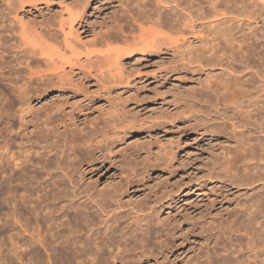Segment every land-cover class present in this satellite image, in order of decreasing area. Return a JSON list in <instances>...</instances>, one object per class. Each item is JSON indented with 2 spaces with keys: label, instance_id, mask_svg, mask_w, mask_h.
I'll return each mask as SVG.
<instances>
[{
  "label": "bare ground",
  "instance_id": "1",
  "mask_svg": "<svg viewBox=\"0 0 264 264\" xmlns=\"http://www.w3.org/2000/svg\"><path fill=\"white\" fill-rule=\"evenodd\" d=\"M43 1L45 4L50 2L49 0H0V5L5 6L3 12L6 10L5 14L0 12V83L9 80L10 76L14 77V74H19V77L15 75L18 79L14 85L15 88L10 90L14 103H10V107H7L8 103L6 107L2 103V107L0 106L3 110L7 108L9 115L8 110H5V113L0 112L2 113L0 118L5 116L7 121L9 119L7 122L9 123V134L11 135L15 131L14 135L20 136L22 141L20 145V138L18 145H15L16 141L10 145L9 141H5L9 146L6 148V144L4 147L6 149L3 148L4 154L0 152L3 154L0 160L3 164L2 167H6L10 171L9 175L4 174L9 176L8 182L14 181L13 186L15 181H17L16 183L20 182L23 187L30 184V190L25 187L24 189L25 192L30 191L29 193L32 195L31 199L26 200L28 206L23 202L25 200L22 201L23 205L26 204L27 207L13 206L14 208L12 207L9 213L10 216H7L8 219L4 214L6 212H2L7 221L14 219L21 230L16 229L17 225L13 226L15 222L12 220L8 225L3 224L0 227L6 235L4 237V234L2 235L0 232L4 237V242L0 243V264H149L150 254L154 257L161 253L160 250L158 253L155 252L157 251L155 249L161 246L159 244H162L163 241L161 240L162 242L159 243L155 239L151 240L153 229H151L152 223L149 221L152 217L148 212L151 209L148 208L150 204H145V202V205H142L143 203L138 205V203L137 206L134 203L136 201L130 199L132 194L138 192L139 186L134 181L138 176L125 173L110 192L104 193L92 192L84 186L85 182L84 184L81 182L84 180V175L93 172L102 173L105 171L106 165L117 160L118 156L114 154L117 152L114 140L118 137L119 141L120 136L125 134L122 129L126 126L125 123V126L118 123L117 117L114 116V112L117 111L116 106L112 105L110 101L103 103L106 114L102 113L101 115L99 112V116H94L93 111L97 106L96 103L101 102L99 99L109 94L108 85L112 84L116 78L110 71L112 76L108 75L109 72L107 74L102 70L104 67V65L101 66L102 53L99 58L100 53L87 51L88 44L78 45L71 39L75 34L76 25L82 28V36L89 34V31H85L83 26L86 21L84 8L89 5L88 0L81 3L83 4L81 11L77 15L69 14L67 21L60 18L58 22L54 21L56 19H52L50 22L49 19L39 25L30 24L33 27L25 25L19 32H17L18 28L15 29L17 25L13 27L14 22L12 25L7 22L8 20L11 22L13 19L10 15L16 14L19 10L25 12L30 6L35 7V12L37 11L38 15L42 14L41 9L38 8ZM134 3L135 5L131 7L127 3V11L124 12L131 17L134 23L139 25L141 32L143 50L136 55V62L145 60L151 53L150 50L163 52L161 46L164 47L168 43L172 49L169 50L166 46L167 51H171L183 59L182 57L187 54L182 49L188 45L192 46L190 44L199 43L208 49L194 57L197 61H204L203 63L206 61V65L210 66L226 61L230 67V74L235 72V74L241 75L234 77L233 81L230 80L233 82L230 83L231 85L228 84V81V85L209 87L207 90L214 96L215 105L231 109L233 111L232 121L237 120L238 122L236 121L237 123L234 124L244 129V132L241 131L242 134L238 133L241 137L237 135L240 139H236L237 142H235L237 147L241 146L244 151L239 149L240 147L238 149L245 152V155L242 154V157L244 156L242 158L243 170L237 175H233L231 170L230 172L234 183L237 186L249 188L250 192H247L245 199L241 201L242 203L240 202V212L236 211L228 221L229 236L227 237L230 239L226 241L230 240L228 243L230 254H227L230 263L228 260L227 262L229 264H264V0H256L251 5L247 4L245 0H136ZM48 9L47 7L46 10ZM68 9L67 11H69ZM29 12L28 9L25 13ZM144 21L152 23L151 25L155 27L145 29ZM261 23L262 26L258 27ZM66 27L70 31L68 34ZM51 28L57 29L52 30ZM163 28L174 32L177 39L168 37L165 42L164 34L160 32V29ZM122 30L120 27L119 31L122 32ZM54 31L56 32L54 33ZM204 32H207L208 35L203 36ZM197 33H201L200 38H185L187 34L195 36ZM178 36H182V38ZM101 38L105 39L106 37L102 34ZM101 38L90 40L92 41L91 44L89 42L90 46L96 45L97 42L101 43ZM107 38H109L108 35ZM12 41H16V43ZM49 41L52 42V45L48 43ZM15 48L17 51L14 55L12 50L15 51ZM81 50L87 51L86 54L79 52ZM119 52H117L118 60L121 58ZM67 53H71L72 57L67 58ZM83 58L86 61L82 62ZM133 58L135 55L128 57L127 60ZM93 59L98 62L97 66H93L95 64ZM117 66L122 68L120 62ZM33 67L37 70H39L38 67L41 69L45 67L47 70L35 71ZM21 74L23 75L21 76ZM94 87L96 90L92 91ZM9 94L11 95V93ZM50 95H56L54 99L57 102L51 100L52 103L48 105ZM50 97L52 98V96ZM8 98L11 97L8 96ZM36 100L46 101V103L44 105L42 103L41 107L34 111L33 103ZM15 101L19 105V107L17 105L19 109L17 115L15 111L18 109L16 107L15 110ZM6 113L9 118L3 115ZM124 118L125 116L123 120ZM252 132L259 134L261 138L249 139V134ZM14 137L11 138L14 139ZM8 140L10 139L8 138ZM252 142H256V144L251 145ZM13 144L15 147L19 146L18 149L14 147V150ZM2 147L0 146V148ZM235 170L233 172H239L238 169V171ZM1 173L3 175V172ZM0 185L2 186V184ZM6 188L5 190L9 189ZM16 191L22 192L20 189H16ZM7 193L9 192L7 191ZM7 193L3 192V194ZM122 195L128 197V201L130 199V202L137 206L133 209L134 217L130 216L129 212H124L129 213L132 220H130L131 223L126 222L129 223L127 230L123 229L124 226L121 224L123 220H120L122 218L118 213L119 208L123 207V203H120V207L117 206L118 209L116 206L113 209V211L117 209V213L113 212L114 214H112V210L109 211L111 206L114 207L119 203L118 197ZM12 196L18 197L17 194ZM12 196L9 198V203L10 199H13ZM24 196L22 199L27 198ZM1 198L3 199L2 196ZM19 198L21 200L20 196ZM2 201L8 203L4 199ZM87 201H89L88 204H86ZM153 202L155 203L157 200ZM187 203L185 202V204ZM12 204L15 205L17 202H12L10 205ZM129 206L134 207L130 204ZM124 208H126L125 204ZM145 212L148 213L142 215ZM3 219L0 221L3 222ZM12 222H14L13 225ZM34 226L37 227L38 233L33 229ZM215 227L217 231L213 233V237L225 234L221 233L226 227L225 224L221 222L220 226ZM167 229L163 227L160 231L161 234L166 235L170 231ZM158 231H156L157 235H159ZM154 240L159 243L157 248H152V252L157 253L155 255L150 252L152 249L149 247L153 244L151 241L155 243ZM161 247L159 248L161 249ZM164 249L165 247H163ZM224 252L227 257L226 250Z\"/></svg>",
  "mask_w": 264,
  "mask_h": 264
},
{
  "label": "rangeland",
  "instance_id": "2",
  "mask_svg": "<svg viewBox=\"0 0 264 264\" xmlns=\"http://www.w3.org/2000/svg\"><path fill=\"white\" fill-rule=\"evenodd\" d=\"M49 1L50 2L46 4L44 3L45 1L39 4L40 7L38 9H41L40 12L42 13L39 14L40 16L37 14V11L35 12V7L30 6L28 8L30 11L29 13H25L26 11H28V9L25 12H21V10H19L16 14L10 15L14 20L12 19V21L10 20L11 22H9L8 19L10 18V16H8L9 18L5 20H8L7 22L11 25L14 22L13 27L17 25L15 27V29L18 28L17 32L21 31L22 27H24L25 25H28L27 27L35 24L39 25V23L41 24L45 22V20L47 21L49 19L50 22L52 21V19H56L54 21L58 22L60 18H63L67 21L69 20V14H73L75 16L78 12L81 11V5H83L81 3H84L83 1L85 0ZM133 1L135 2L136 0H106V2L105 0H88L87 3H89V5L85 6L84 8L86 21L85 23H83V26L85 31H89V34L88 36H82V28L76 25L74 29L75 34L73 37H71V39L78 43V45L84 46V44H88V47L86 48L87 51H95L97 53H100L98 55L99 58L103 55V57L100 58L103 61L101 62V66L103 67L104 65L102 70H104V72L107 74L110 71L116 78L115 80H113L112 84L108 85V88L110 89L109 94H106L104 98L99 99V101L101 102L96 103L97 106H95V109L93 111L94 116H99V112H101V115L102 113L106 114V110H104L105 106H103V103H105L106 101H110L112 102V105L115 104L116 106L117 111L114 112V116L117 117L118 123H122L123 125L125 123L126 126L131 127L128 129V127L124 125L125 127L123 128L122 125L123 129L121 127L120 128L124 131L125 134H122L121 136H123L124 138L120 136L119 141L117 139L118 137L115 138L117 141L114 140V142L116 143L115 148L117 149V152L114 154H117V160L106 165V169L102 173L93 172L91 174L84 175V180L81 182L82 184H84L85 182L84 186L92 190V192L95 191L99 193L100 191L101 193H104L108 191L110 192L114 185H117L122 176L125 175V173H132V176L136 175L139 177H136V179H134L135 183L137 182L136 185L139 186L138 192L132 194L130 196V199L136 201L134 202L136 203V205L138 203V205H140L141 203H143L142 205H145L147 203L151 205V207L150 205H148V208H151L152 210H147L150 214V217L152 216L151 220L149 221L150 223H152L150 225L151 229H153L152 235L155 236V238L154 236L152 238L151 235V240L155 239L156 241H159V243L163 241L162 244H159L155 240V243L151 241L153 243L152 246H149L151 247V249L157 248L158 244L163 246H158V248L155 249L157 251L154 250L157 253L159 252L158 250H160L161 253H158V255H155L157 253L152 252L153 249L150 250V252L154 253L155 256L153 257V255L150 254L151 258L148 259L149 264H221L222 261V264H229L230 258H228V255L230 254V247L228 246L230 245L228 243H230V240L229 242L227 241L228 239H230V237H227L229 236L228 221L236 211L240 212L241 208L239 205H241V201L245 199L247 192H250L249 188L241 187L239 185L237 186L232 180L233 176L231 177V172L233 173V175H237V173L239 174L243 170L244 162L242 158H244V156L242 157V154H244L245 152L243 153L242 151L244 150L241 149V146L237 147L235 142L240 139L239 134H242V132H244V129H241L240 127H237L238 125L234 124L238 122L237 120V122L232 121L233 111L231 109L222 107V105H215L214 96L211 93H208L207 90L209 87L216 88V86L218 87L227 84L228 81V84L233 83L232 79L234 77H237L238 75V77H240L241 75L235 74V72L234 74L236 76L234 74H230V67L228 66L226 61L219 64H214L212 66L206 65V61L205 63H203L204 61H197L194 57L199 54L201 55L204 50L208 49V47H204L199 43L190 44L192 45L190 47L187 44L188 46L185 47L186 49H182L187 54L185 57H182L183 59H181V56H177L173 54V52L167 51L168 49H172H170V45L168 43V45L166 44L164 47L161 46V49L164 50L163 52L150 50L151 53L148 54L145 60L136 62V55L143 50L140 37L141 32L139 29V25L134 23L131 17L124 12L125 10L127 11V3L130 4L129 7L135 5ZM245 1H247V4L251 5L256 0ZM119 3L123 5H120ZM47 7L49 8L48 10H46ZM66 8H69L68 10L71 13L67 11ZM4 9L5 6L3 7L1 4L0 12L5 14L6 10L3 12ZM61 9L64 10L62 11ZM149 23L150 22L147 23V21H144L143 27L145 29H150L152 26L155 27L154 25H151L152 23ZM261 26L262 23L258 27ZM120 27L121 30L123 29L122 32L119 31ZM122 27H124L125 29ZM51 29L56 30L57 28ZM66 31L67 34L70 32L68 27H66ZM55 32L56 31H54V33ZM160 32L164 34V37L166 39H164L165 42H167L168 37H170V39H177V35H175L174 32H172L168 28L160 29ZM57 33H59V31ZM102 34L103 36L105 35V39L101 38ZM200 34L197 33L195 36L187 34L185 38H200ZM58 35L60 36V33ZM107 35L109 36V38H107ZM207 35V32L203 33V36ZM96 36L102 39H100L101 43L99 42V45L97 42L96 45L93 44L91 45V47L90 44L92 43V41L90 40L99 39H96ZM179 38H182V36H180ZM135 39L137 41H134ZM87 40L89 41L87 42ZM12 42L16 43V41ZM48 43L52 45L51 41H49ZM166 46L168 47V49ZM84 50H81L79 52H81L82 54H86L87 51ZM16 51V48L15 51L12 50V54L15 55ZM117 52L121 54L120 60L117 59ZM12 54L11 56H13ZM133 55H135V58H133L132 60H127L128 57ZM66 57L71 58L72 54L67 53ZM95 59H93L95 63L93 64V66H97L96 63H98ZM84 61L86 60L83 58L82 62ZM119 62L122 68L117 66ZM105 63L107 64L105 65ZM33 69L35 71H39L41 67H38L39 70H37V68L35 69V67H33ZM43 69L45 71L47 70L45 67ZM43 69H41L40 71H42ZM94 71L96 70L94 69ZM110 72L108 75H111ZM23 74H21V76ZM15 75L16 74H14V77L10 76L13 77L12 79L9 77L10 81L7 79L8 81L6 80L5 82L3 81V83H0L2 84L0 86V106L2 103V105L6 107V104L8 103L7 107H10L9 104L14 103L11 88H15L14 85L18 80ZM18 75L19 74H17L16 76ZM230 76L232 77L231 79ZM12 80H14L15 82H12ZM4 85L6 86V88ZM95 90L96 87L92 89V91ZM9 93H11V95ZM8 96H10L12 99L8 98ZM50 96H52L53 99ZM50 96L48 97V105L51 104L52 101L57 102V100L54 99L56 95ZM8 99H11L12 102ZM42 103L44 105L46 101L44 102L41 100H36L33 103V105L35 106L34 111H36L38 107H41L40 105ZM17 105L18 103L16 104L15 101V110ZM0 109V112L3 113L6 112L5 110H8L7 108H4V110L2 108ZM18 112L19 109L18 111H15L16 115ZM7 113L9 115V110L7 111ZM7 113L3 115L8 116ZM0 115H2V113H0ZM124 116L125 118L123 120ZM4 117L2 116L0 118V146H3L2 148H0L1 153H3L4 149L8 148V146L15 141V145H18V141L20 138V136H16L17 134L14 135V133H16L15 131L14 133H12L13 136L12 134H9V123H7L9 122V119L7 121V118ZM16 122L15 124L17 125ZM239 131L242 132L240 133ZM249 136V139L253 140H255L257 137L261 138L259 134H255L253 132L250 133ZM11 137H14V139H12ZM8 138L10 140H8ZM121 138L124 140H122ZM11 140L14 141L11 142ZM5 141H9V145L5 143ZM20 142H22L21 138L19 141V145ZM253 144H256V142H252L251 145ZM5 145L6 148H4ZM15 145H12V148L14 150L15 148L18 149L17 147H19H15ZM1 153L0 159H2L1 155L4 154ZM2 165L3 164L1 161L0 169L6 170L5 172L4 170H0V178L1 180L3 179V182L0 180V184H2V186L0 185V188L2 187L0 189V198L2 196L3 199L9 203V198L12 195L16 196L17 194L18 197L15 198L12 196L13 199H10L9 205L8 203L6 204L5 201L3 202V199L1 198L0 211H2L0 212V220L3 219L4 214L6 215V218L7 216H10L9 213L13 206L27 207L28 204L26 200L28 201L32 196L31 193H29L30 191H27L31 188L30 184L24 186L27 189V192H25V189L23 185L20 184V182L16 183L17 181H15L17 185L14 183V186V181L12 183L8 182L10 178H8L9 176L6 175H9L10 171L8 170V168L2 167ZM235 169H238L239 172H233ZM1 172H3V175L6 174L4 175L5 177ZM8 184L10 185L7 186ZM5 185L9 189L4 187ZM12 186L15 187V191H13L14 189ZM5 188L7 190H5ZM16 189H20L22 192L16 191ZM7 191L9 193H7ZM3 192L10 194L11 196L3 194ZM12 192L14 193L11 194ZM23 193H27L28 195L26 194V196ZM19 196L21 197V200ZM23 196L29 198L22 199ZM17 198L20 201H18ZM127 198L128 197H126L125 195L119 196V203L114 205V207L111 206L109 208V211L112 210L111 213L114 214L117 213V206L120 207L119 205L123 203V207L121 206L123 209L125 204L126 208H124V210H122L121 207L119 208L120 210H118V213H120L119 217L122 218L120 220H123L121 224H123L124 230H127V226L129 224L126 222L131 223L132 221L130 216L134 217L133 209L138 206H135V204L133 205V202H130V199L128 201ZM155 200H157V202L159 203H154L153 201ZM22 201L25 202L27 206L26 204L23 205L24 203ZM12 202H17V204L10 205ZM185 202L188 203L185 204ZM88 203L89 201L86 202V204ZM129 204L134 207L129 206ZM152 204L154 205L152 206ZM115 206L117 209L113 211ZM126 211L131 215L129 216V213H124ZM2 212L6 213L3 214ZM148 212L142 213V215ZM128 216L130 217V219L128 218ZM5 217L3 219V222H5ZM7 219L5 222L6 224L0 221V227L3 226V224L8 225L12 220L11 217V220L9 221H7ZM12 221H14V219ZM14 222H12V225L14 223L13 226L17 225L16 229L21 230V228H19L20 226L16 224V221ZM221 222L226 225L223 232H221L222 234H225H223V236L221 235L220 237H213V233H216L217 231L215 226H220ZM124 224L126 225V229ZM161 227H166L170 231H168L167 229L168 233L166 235L161 234ZM212 227L213 229H215V232L213 231ZM36 228L37 227L34 226L33 229L38 233V230ZM156 231H158L159 235H157ZM0 232L2 235L4 234L1 229ZM1 234L0 240H3L6 235L4 234V237H2ZM1 242H4V240L0 241V243ZM57 245H59V243H57ZM159 247H161V249ZM163 247H165L164 250ZM225 250L226 255L228 254L227 257L225 256ZM167 254L168 256H165ZM227 260L229 261V263L227 262Z\"/></svg>",
  "mask_w": 264,
  "mask_h": 264
}]
</instances>
